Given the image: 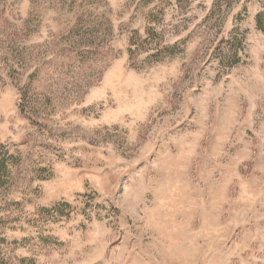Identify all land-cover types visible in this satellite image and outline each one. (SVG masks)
<instances>
[{"label": "rangeland", "instance_id": "rangeland-1", "mask_svg": "<svg viewBox=\"0 0 264 264\" xmlns=\"http://www.w3.org/2000/svg\"><path fill=\"white\" fill-rule=\"evenodd\" d=\"M264 0H0V264H264Z\"/></svg>", "mask_w": 264, "mask_h": 264}, {"label": "trees", "instance_id": "trees-1", "mask_svg": "<svg viewBox=\"0 0 264 264\" xmlns=\"http://www.w3.org/2000/svg\"><path fill=\"white\" fill-rule=\"evenodd\" d=\"M257 24H258L259 28L264 31V14L259 15V17L257 19ZM4 168H5V164L0 163V171L3 170Z\"/></svg>", "mask_w": 264, "mask_h": 264}]
</instances>
